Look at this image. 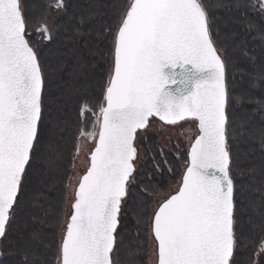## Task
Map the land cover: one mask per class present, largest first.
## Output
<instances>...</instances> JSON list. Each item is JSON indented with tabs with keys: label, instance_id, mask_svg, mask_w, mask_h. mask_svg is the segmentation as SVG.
<instances>
[{
	"label": "snow or ice",
	"instance_id": "1",
	"mask_svg": "<svg viewBox=\"0 0 264 264\" xmlns=\"http://www.w3.org/2000/svg\"><path fill=\"white\" fill-rule=\"evenodd\" d=\"M46 7L62 9L65 0ZM251 7L264 13V0ZM29 22L24 0H0V238L16 219L52 87ZM35 31L52 39L46 19ZM105 32L106 78L97 102L80 107L75 152L86 141L93 146L85 171L69 178L57 264H120L128 209L137 204L141 143L154 119L196 127L178 187L149 220L155 264H237L243 201L233 171L229 55L214 32L210 0H127Z\"/></svg>",
	"mask_w": 264,
	"mask_h": 264
},
{
	"label": "trees",
	"instance_id": "2",
	"mask_svg": "<svg viewBox=\"0 0 264 264\" xmlns=\"http://www.w3.org/2000/svg\"><path fill=\"white\" fill-rule=\"evenodd\" d=\"M24 2L30 42L41 52L52 87L46 100L44 134L16 219L0 239V264H57L59 223L70 211L69 178L82 127L79 110L84 103L94 105L101 94L110 41L105 29L115 22L127 0H68L65 13L51 23L52 39L47 41L35 29L49 9L48 0ZM210 3L214 32L229 55V116L236 132L233 171L243 201L235 259L237 264H255L264 239V13L251 7L252 0ZM85 120L89 131L94 116L89 113ZM141 153L132 188L137 204L130 201L117 253L120 264H145L153 196L171 194L170 187L183 173L181 162L187 160V150L173 143L161 145L151 132L141 143Z\"/></svg>",
	"mask_w": 264,
	"mask_h": 264
},
{
	"label": "rangeland",
	"instance_id": "3",
	"mask_svg": "<svg viewBox=\"0 0 264 264\" xmlns=\"http://www.w3.org/2000/svg\"><path fill=\"white\" fill-rule=\"evenodd\" d=\"M67 1L68 0H65V7L62 9L58 10L56 8L49 7L45 17L43 18V20L46 19L49 28H50L51 23L56 17L61 16L65 13ZM53 2L54 0H48L49 4ZM149 132L157 136L161 145L170 147L171 144L173 143L180 150L182 149L188 150L190 140L193 139L196 134V127H195L194 122L192 121H185V122L178 123L175 126H171V125L162 123L158 119H154L152 121V126ZM85 145L86 147L84 151H82L79 155L76 154L74 157V163H73L72 173H71V178L73 179L77 176V174H82L85 171L86 164H87V151L91 149V147L93 146L91 142H87V141L85 142ZM141 161H142V153H141V158L138 161V165L141 163ZM185 162H181L182 168L185 167ZM179 181L180 180H178L174 185L170 187L169 193H172L176 190V188L178 187ZM71 195H72V188L69 183L68 204L70 203ZM162 200L163 198L161 197L153 196L154 202H153V206L151 207V214L155 210L156 206ZM263 261H264V253L256 255L255 264H263ZM145 264H155V256L153 255V242L150 240V238H149L148 252L146 255V259H145Z\"/></svg>",
	"mask_w": 264,
	"mask_h": 264
},
{
	"label": "water",
	"instance_id": "4",
	"mask_svg": "<svg viewBox=\"0 0 264 264\" xmlns=\"http://www.w3.org/2000/svg\"><path fill=\"white\" fill-rule=\"evenodd\" d=\"M193 139H194V138H193ZM189 146H190V144H189ZM188 148H189V147H188ZM184 169H185V167H184ZM184 169H183V171H184ZM182 175H183V173H182ZM182 175H181V178H182ZM180 180H181V179H180ZM172 193H173V192H172ZM161 202H162V201H161ZM161 202H160V203H161ZM0 239H1V238H0Z\"/></svg>",
	"mask_w": 264,
	"mask_h": 264
}]
</instances>
